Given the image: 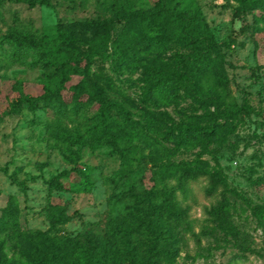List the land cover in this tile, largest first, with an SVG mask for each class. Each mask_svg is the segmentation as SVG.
Returning a JSON list of instances; mask_svg holds the SVG:
<instances>
[{
    "label": "trees",
    "instance_id": "1",
    "mask_svg": "<svg viewBox=\"0 0 264 264\" xmlns=\"http://www.w3.org/2000/svg\"><path fill=\"white\" fill-rule=\"evenodd\" d=\"M16 1L54 9L52 0ZM235 1L238 16L252 14L257 26L264 28L263 0ZM3 3L0 0V20L7 24L1 12ZM128 5L129 0H112L104 14L76 23L83 30L94 31V40L87 46H81L75 28L65 26L60 19L52 32H45L34 27L31 20L23 23L15 16L0 37V48L14 62L40 69L43 85L40 95L21 94L12 102L13 113L26 103L32 111L41 110L55 117L58 125L51 128L50 135L70 154L82 147L107 146L123 164L131 165L134 158L138 163L147 159L152 165L150 187L141 177L139 184L134 181L112 196L116 203H122V209L108 218L100 232L58 233L71 216L65 204H50L49 228L24 233L19 229L18 210L9 202L0 216V231L12 230L24 264H176V229L183 223L187 225L188 210L176 199V191L186 196L189 182L204 175L208 179L204 189L207 196L216 194L220 187L226 188L220 170H208L192 161H175L165 154L167 148L159 145L158 138L108 95L109 78L92 72L96 57L109 61L114 71L135 72L141 68L145 102L170 105L179 95L198 102L209 125L176 123L161 136L176 146L194 147L223 139L245 107L229 93L223 54L198 0H156L151 8L130 9ZM171 44L183 50L172 60H162L160 54ZM144 53L156 54L155 59L145 60ZM82 112L86 115L76 122L73 118ZM63 119L70 121V126ZM123 172L126 176L131 169ZM67 174L63 170L53 176L47 181L49 187L62 189L59 179ZM225 207L223 196L206 213L220 217ZM0 264H14L6 256L2 241Z\"/></svg>",
    "mask_w": 264,
    "mask_h": 264
},
{
    "label": "rangeland",
    "instance_id": "2",
    "mask_svg": "<svg viewBox=\"0 0 264 264\" xmlns=\"http://www.w3.org/2000/svg\"><path fill=\"white\" fill-rule=\"evenodd\" d=\"M111 1L52 0L53 9L4 0L1 12L7 24L0 20V37L15 16L23 23L31 20L34 27L45 32H52L60 19L65 26L75 28L78 43L87 46L94 40V31L83 30L76 23L104 14ZM155 1L129 0L128 6L151 8ZM198 4L220 45L229 93L247 111L241 108L233 120V129L223 139L194 147L176 146L161 137L176 123L209 125L198 102L182 95L170 105L145 102L141 94V68L135 72L114 71L109 61L96 57L92 72L109 78L108 95L158 138L172 160L218 169L226 181V188H218L212 196L204 191L206 175L189 182L186 196L176 191V199L188 210L187 225L183 223L176 229L179 250L175 263L264 264V28L257 26L252 14L238 16L235 0H198ZM182 50L171 44L160 54L161 59L172 60ZM155 56L143 54L145 60ZM40 79L39 68L14 62L0 48V216L12 201L18 210L21 231H43L49 228L48 205L65 204L71 219L59 227L58 233L100 232L108 218L122 209V203L112 200L113 195L126 190L134 181L139 184L141 177L146 187L151 186V162L145 159L138 163L133 158L128 166L107 146L82 147L70 154L50 135L51 128L58 125L55 117L41 110L32 111L26 103L13 113L11 104L21 94L37 96L43 92ZM85 115L82 112L73 119L79 122ZM63 121L70 126V121ZM147 151L142 149L144 154ZM127 169L131 172L125 176L123 171ZM63 170L68 172L59 179L63 188H50L47 181ZM223 196L226 212L220 217L208 215L206 209ZM0 241L14 264H24L11 229L0 231Z\"/></svg>",
    "mask_w": 264,
    "mask_h": 264
}]
</instances>
